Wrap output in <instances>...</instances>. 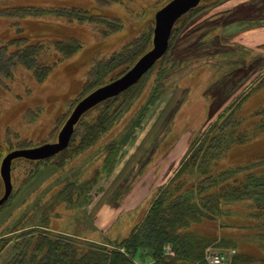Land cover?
I'll return each mask as SVG.
<instances>
[{
    "label": "rangeland",
    "instance_id": "374dc122",
    "mask_svg": "<svg viewBox=\"0 0 264 264\" xmlns=\"http://www.w3.org/2000/svg\"><path fill=\"white\" fill-rule=\"evenodd\" d=\"M169 1L119 0L99 8L94 0H0V46L22 36L43 41L48 51L41 60L53 63L60 57L54 41L75 38L82 45L59 61L42 81L22 65L15 68L12 77H0V168L2 159L12 150L56 142L77 103L100 84L128 70L120 73L125 66L104 70L99 77L96 68L90 72L92 67L142 33L150 37L148 51L153 45L155 14ZM22 6H78L119 17L123 28L103 35L92 23L67 21L53 14L9 15L7 9ZM199 7L201 10L192 16H187L189 11L179 19L181 33L173 47L135 84L128 93L135 99L126 104L107 130L95 136L88 133L87 125L99 115L96 106L83 115L69 146L57 155L13 161V192L0 206V264L26 257L22 248L31 240L35 244L42 233L99 249H112L113 244L130 235L159 189L176 175L169 182L154 180L152 165L143 178L137 172L146 173L148 166L140 167L141 162L155 155L168 128L171 101L175 105L181 101L182 91L178 88L186 75H193V91L183 104L177 125L187 124L189 143L243 92L240 96H247L238 113L243 120L240 129L247 137L234 145L217 166L239 168L264 156V0H202ZM176 60L184 66L177 68ZM167 67L173 68L164 75ZM187 138L188 133L180 146ZM167 175L168 171L160 173L164 179ZM147 190L150 196L142 208L135 213L128 211L136 196ZM4 191L0 172V197ZM132 193L135 195L124 204L127 212L121 214L120 224L107 231L98 230L94 218L101 204L119 203ZM220 217L195 223L191 228L211 238L230 240L229 245L220 247L216 243L206 249L207 264H212L208 255L214 252L225 255L223 264H233L236 257L249 259V264H264L260 239L264 210L246 200L227 204ZM134 261L154 264L144 253H138Z\"/></svg>",
    "mask_w": 264,
    "mask_h": 264
},
{
    "label": "trees",
    "instance_id": "16d2710c",
    "mask_svg": "<svg viewBox=\"0 0 264 264\" xmlns=\"http://www.w3.org/2000/svg\"><path fill=\"white\" fill-rule=\"evenodd\" d=\"M94 1L102 8L119 0ZM7 10L11 16L53 14L67 21L92 23L103 35L123 28L119 17L78 6H22ZM199 10L201 8L198 6L187 16L190 17ZM180 20L173 28L169 49L162 59L167 56L181 33V28L178 27ZM52 44L60 55L53 63L41 60L42 55L48 51L47 44L43 41H30L28 37L22 36L0 46V77H12L15 68L22 65L32 71L38 81H42L59 61L70 57L82 47L75 38L56 40ZM149 45L150 37L142 33L108 58L97 61L90 72L96 68V75L100 77L104 70L125 66V69L120 71L123 73L146 52ZM12 46L14 49H10ZM176 61L178 62L174 61V65H177V68L183 65V62ZM173 67H167L163 74ZM101 85L103 83L99 86ZM134 87L135 85L97 105L99 115L87 125L89 134L95 136L107 130L109 125L117 120L126 104L135 99V95L128 94ZM240 95L218 113L213 123L201 135L192 139L186 157L174 178L159 189V194L151 203L147 214L134 226L130 235L113 244L112 249H99L101 247L82 245L64 236L42 233L38 234L35 244L31 240L22 248L26 257L15 258L9 264H135L134 259L138 253L149 256L154 264H207L206 249L216 243L220 247L229 245L230 240L225 242L224 238L205 236L192 230V225L221 218L226 205L235 202L250 200L259 210H264V156L239 168L218 169L217 166L220 159L234 145L242 143L247 137V133L240 129L243 120L238 113L247 95ZM239 96L241 98H238ZM80 124L79 122L78 127ZM76 132L75 129L74 134ZM113 161L114 158L109 172ZM260 239L264 244V233L260 235ZM233 264H249V259L236 257Z\"/></svg>",
    "mask_w": 264,
    "mask_h": 264
},
{
    "label": "water",
    "instance_id": "95a60500",
    "mask_svg": "<svg viewBox=\"0 0 264 264\" xmlns=\"http://www.w3.org/2000/svg\"><path fill=\"white\" fill-rule=\"evenodd\" d=\"M202 0H170L155 14L153 45L120 77L103 84L82 98L66 120L59 132L56 142L44 143L39 146L20 148L7 153L2 159L1 176L5 191L0 197L3 205L13 192L12 165L17 158L43 160L57 155L66 149L74 135L75 127L92 108L104 101L120 95L136 83L166 54L170 38L177 21L192 9L199 6Z\"/></svg>",
    "mask_w": 264,
    "mask_h": 264
},
{
    "label": "crops",
    "instance_id": "0c3cea01",
    "mask_svg": "<svg viewBox=\"0 0 264 264\" xmlns=\"http://www.w3.org/2000/svg\"><path fill=\"white\" fill-rule=\"evenodd\" d=\"M192 77L193 75H186V77H183L181 85L178 88L182 91L181 101H179L176 105L175 103H173V101H171L172 105L169 109L171 113H169V111L167 112L168 118L166 119V125L168 128L165 130V135L156 147L155 151H157L156 153L154 152L155 155L153 156V158L141 162L140 167L144 168L148 166V169L143 175H140L142 172H137L138 176L143 178L145 175L148 174L147 172L152 170L150 168L154 167V180L169 182L180 168L182 160H184L185 155L187 154L188 149L190 147V136L187 130V124L183 122L182 125L181 123L177 125V122L183 104L189 100L188 97L193 91V86L191 82ZM162 106L163 103L159 108H161ZM187 133L188 138L186 143L183 146H180L183 137H185ZM151 165L153 167H150ZM167 171L168 175L165 179L163 177H160V173ZM134 180L135 176H133L132 178V181ZM131 191L133 192L134 189L132 188ZM134 195L135 193L124 196V198H122V201H120L119 203L108 201L103 202L100 206L101 211L96 213L94 218L97 229L107 231L112 227V225H115L116 223L120 224L123 218V215L121 216V214L127 212V207H125L124 204L128 203L129 201L127 199L133 197ZM149 196L150 190L144 191L142 194L137 195V200L131 207H129L128 211H130L131 213H135L138 209H141V205H144V203L148 201ZM119 204H121L120 206L122 207H119ZM123 208H125L124 211ZM149 208L150 205H148L146 210L148 211ZM145 213L147 212L145 211Z\"/></svg>",
    "mask_w": 264,
    "mask_h": 264
},
{
    "label": "built area",
    "instance_id": "2783aa9c",
    "mask_svg": "<svg viewBox=\"0 0 264 264\" xmlns=\"http://www.w3.org/2000/svg\"><path fill=\"white\" fill-rule=\"evenodd\" d=\"M169 250V248H167ZM167 250V251H168ZM208 258H209V261L212 263V264H223V262L225 261V255L222 254V253H210L208 255Z\"/></svg>",
    "mask_w": 264,
    "mask_h": 264
}]
</instances>
